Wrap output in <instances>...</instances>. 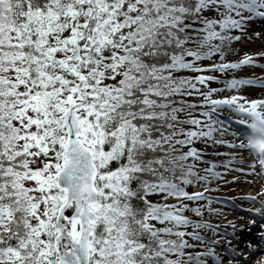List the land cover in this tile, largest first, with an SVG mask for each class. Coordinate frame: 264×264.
<instances>
[{
    "label": "snow or ice",
    "instance_id": "1",
    "mask_svg": "<svg viewBox=\"0 0 264 264\" xmlns=\"http://www.w3.org/2000/svg\"><path fill=\"white\" fill-rule=\"evenodd\" d=\"M256 18L264 0H0V264H264L186 215L223 214L217 168L264 180V94L243 91L264 75H236L264 51L228 58ZM243 199L264 220V186Z\"/></svg>",
    "mask_w": 264,
    "mask_h": 264
},
{
    "label": "bare ground",
    "instance_id": "2",
    "mask_svg": "<svg viewBox=\"0 0 264 264\" xmlns=\"http://www.w3.org/2000/svg\"><path fill=\"white\" fill-rule=\"evenodd\" d=\"M253 32H261L262 34H264V19L256 18L250 22L248 35H252ZM241 41H249L251 43H255V45L251 48L244 47L243 49H239V51H241V53L243 54L245 52L249 54H255L264 51V40L256 38L254 35L250 40L247 38V36H245ZM259 48L261 50L257 51V49ZM259 62L261 64H264V59H260ZM261 75H264V68L255 67L250 74H247V77L255 78L260 77ZM246 94L250 98H259L262 94H264V89L250 86ZM228 115L229 113L227 111L223 113V117H227ZM224 139H231V137L225 136ZM226 148L227 150L225 154L237 151L235 149H230L227 146ZM218 157H226L225 162L231 158L228 155H218ZM237 160H239V157H237ZM239 164L240 163L237 162L234 164V166ZM233 177H237L238 179H233ZM252 178L253 176L251 175H248L246 177L244 172H239L235 176H230L229 179H225L223 181L219 180L215 182L214 187L209 191L219 194L220 200H218L217 202H215V200L213 203L223 209V214L215 215V219L221 222V225L225 226L228 229L227 233L225 235H219V238L224 241L232 240L233 244L237 245L238 248H245L248 241H252L256 244H264V239H262L260 235L261 232H264V228L261 227V224H264V220H261L258 216L254 217L251 212L247 211L249 208L253 207V204L250 203L247 199H243V197H246V193L256 195L261 190V187L264 186V180L256 178L258 181L256 180L255 182H252ZM224 195L230 196L232 200H225ZM258 199H260V197H258ZM242 205L248 208H242ZM256 206H258V204ZM228 209H231L233 211L232 213L234 216L226 212V210ZM253 218L256 219L257 223L251 224L249 222ZM230 221L236 225V231L234 234L232 231V224L229 223ZM246 228L250 229L252 232H254V234L247 235L244 231V229ZM235 236H237L240 241L236 240ZM216 247L217 251L222 256L231 259V254L227 251L228 248H226L228 247L226 242H222ZM240 259L243 264V258L241 257Z\"/></svg>",
    "mask_w": 264,
    "mask_h": 264
},
{
    "label": "rangeland",
    "instance_id": "3",
    "mask_svg": "<svg viewBox=\"0 0 264 264\" xmlns=\"http://www.w3.org/2000/svg\"><path fill=\"white\" fill-rule=\"evenodd\" d=\"M255 45V43H251V42H249V41H240V42H237L235 45H234V47L238 50V52H239V55H230L228 58L230 59V60H236V59H241V58H243V57H241L240 56V51H239V49H243L244 47H246V48H251L252 46H254ZM259 50H261L260 48L259 49H257V51H259ZM211 61H205V63H210ZM253 71V67H244V68H242V69H240V70H238L237 71V73H236V75L237 76H243V77H245V76H247V74H250L251 72ZM249 90V87H245V89H243V91H245V92H247ZM232 93H227V94H225V93H220V95H231ZM232 123H235L234 121H232ZM225 151H226V147H225V145H217L216 147H215V149L212 151V154L210 155L213 159H215V160H219V162H217V163H220V162H224L223 161V158H218V155H216V152H220V153H225ZM247 167V165L245 166V167H243V168H246ZM234 168H241L240 166H235ZM217 171H219L220 173H221V176H222V178L221 179H213V181H212V184L210 185V189H212L213 187H214V185H215V182H217V181H219V180H221V181H223V180H225V179H229V177L231 176H235V174H237V173H239V172H237V171H235V170H227V169H224V168H217ZM254 181H256L255 179H253L252 180V182H254ZM209 193V192H208ZM206 195H208V196H210L209 194H207V193H205ZM250 193H246V195H249ZM215 195H217V194H215ZM225 197H227V195H225ZM212 198L213 199H215L213 196H212ZM227 200H230V199H227ZM201 203H199L200 205H202L203 207H204V209H205V213H207L208 214V216H209V221L211 222V221H216V222H214V224H216V226L218 225L219 226V224L221 223V222H218V220L217 219H215V215L216 214H214V213H210L209 211H207V208H208V205H207V201H200ZM193 207V206H192ZM211 207L212 208H216V209H220L221 211L223 210V209H221L220 207H218L216 204H213L212 203V205H211ZM229 213H231L232 211L231 210H227ZM229 215V214H228ZM230 215H232V214H230ZM222 228H223V226H221ZM222 228H218V232H219V234L217 235H214V237L212 238V239H216L217 237H219V235L222 233V232H224V229H222ZM205 230V229H204ZM204 230H202V231H204Z\"/></svg>",
    "mask_w": 264,
    "mask_h": 264
},
{
    "label": "trees",
    "instance_id": "4",
    "mask_svg": "<svg viewBox=\"0 0 264 264\" xmlns=\"http://www.w3.org/2000/svg\"><path fill=\"white\" fill-rule=\"evenodd\" d=\"M189 190H193V189L190 188ZM190 204H193V202H191ZM187 213L189 214L190 211H188ZM187 213H186V214H187ZM190 214H191V213H190ZM192 219H194V220H198V217H197L195 214H193V215H192Z\"/></svg>",
    "mask_w": 264,
    "mask_h": 264
}]
</instances>
